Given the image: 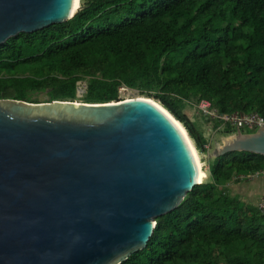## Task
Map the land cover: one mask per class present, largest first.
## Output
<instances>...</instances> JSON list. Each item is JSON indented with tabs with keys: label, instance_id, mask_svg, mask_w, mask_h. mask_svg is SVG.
Returning a JSON list of instances; mask_svg holds the SVG:
<instances>
[{
	"label": "trees",
	"instance_id": "trees-1",
	"mask_svg": "<svg viewBox=\"0 0 264 264\" xmlns=\"http://www.w3.org/2000/svg\"><path fill=\"white\" fill-rule=\"evenodd\" d=\"M2 61L29 69V93L15 98L30 102L42 90L48 101H74L79 80L84 102L117 101L121 86L137 88L205 153L208 140L186 115L187 102L264 116V0H82L71 19L0 44ZM234 132L225 124V135ZM262 168L264 155L253 152L209 158L208 179L157 217L146 247L121 264H264V216L229 191Z\"/></svg>",
	"mask_w": 264,
	"mask_h": 264
},
{
	"label": "water",
	"instance_id": "water-1",
	"mask_svg": "<svg viewBox=\"0 0 264 264\" xmlns=\"http://www.w3.org/2000/svg\"><path fill=\"white\" fill-rule=\"evenodd\" d=\"M75 1L0 0V44L71 19ZM177 120L145 96L0 98V264H121L145 248L202 182ZM232 151L264 155V124L211 157Z\"/></svg>",
	"mask_w": 264,
	"mask_h": 264
},
{
	"label": "rangeland",
	"instance_id": "rangeland-1",
	"mask_svg": "<svg viewBox=\"0 0 264 264\" xmlns=\"http://www.w3.org/2000/svg\"><path fill=\"white\" fill-rule=\"evenodd\" d=\"M78 4L82 5V0H79ZM31 76L32 75L29 69L25 68L23 64L15 65L9 61L0 62V98H15V97H20V94H25V95L28 94L29 90L25 89L24 83L27 81L26 78H30ZM82 83L85 84L84 86H87L85 81ZM83 87L82 89L85 91L84 89L85 87L84 88ZM119 90H120V96L123 99L141 96L139 93L140 91L137 88L121 86ZM84 91L81 90L80 92L76 91L77 96L75 101L84 102L83 101V95L85 93ZM150 98L155 99L153 96H150ZM28 100L35 102L48 101V92L44 90L31 92L30 99ZM155 100L160 102L157 99ZM184 111L186 115L191 119V121H194L197 124V127L203 132L204 136L208 140V144H206L205 146L206 152L204 153L197 149L194 140L191 138L194 146L198 151L201 160L202 179L204 177L203 179L204 181L209 177V173L204 170V167L207 164L208 159L211 158L213 150L222 144L224 138L233 135L236 132L231 133L229 135H225L224 134L225 125L215 128L214 127L215 120H211L210 118L204 116L200 111L199 106L197 105L195 100L187 102V106ZM249 183H250L249 180L230 183L229 191L234 195H238L242 197V193L244 192L242 188L246 187ZM247 199L249 202H256L257 197L247 198Z\"/></svg>",
	"mask_w": 264,
	"mask_h": 264
},
{
	"label": "built area",
	"instance_id": "built-area-1",
	"mask_svg": "<svg viewBox=\"0 0 264 264\" xmlns=\"http://www.w3.org/2000/svg\"><path fill=\"white\" fill-rule=\"evenodd\" d=\"M82 82H84V80H79L77 82L78 92H80V90L84 91L82 87L85 84H83ZM84 87L83 88L86 91L87 86H84ZM197 105L199 106V109L204 116L210 119H213V120H218L223 125L230 124L236 130L246 129V130L255 131L258 128H260L262 124H264V116H262L257 110H252L250 112L235 111L233 113H220L215 108L211 107V104L209 101L204 100V99L200 100ZM255 177H261L264 181V168H262L261 170L257 171L254 174L249 175L246 179H252ZM238 178H243V176H238ZM257 205H258L259 211L264 216V193L261 196L260 200L258 201Z\"/></svg>",
	"mask_w": 264,
	"mask_h": 264
},
{
	"label": "crops",
	"instance_id": "crops-1",
	"mask_svg": "<svg viewBox=\"0 0 264 264\" xmlns=\"http://www.w3.org/2000/svg\"><path fill=\"white\" fill-rule=\"evenodd\" d=\"M247 180H249L250 183L246 187L242 188V190L244 191H242V198L247 199L257 197L256 202H253L257 204L264 193V181L261 177H255Z\"/></svg>",
	"mask_w": 264,
	"mask_h": 264
},
{
	"label": "bare ground",
	"instance_id": "bare-ground-1",
	"mask_svg": "<svg viewBox=\"0 0 264 264\" xmlns=\"http://www.w3.org/2000/svg\"><path fill=\"white\" fill-rule=\"evenodd\" d=\"M79 0H76L75 1V7H77L79 4ZM150 98V97H149ZM157 102V101H156ZM159 103V102H157ZM177 122V125L181 128V130L183 131V133L187 136L190 144H191V147H192V150H193V153L196 157V160H197V163H198V167H199V181L201 182L202 181V164H201V160H200V157H199V154H198V151L196 149V147L194 146L193 144V141L191 140V138L189 137L188 133H187V130L185 129L184 125L180 122V121H176Z\"/></svg>",
	"mask_w": 264,
	"mask_h": 264
}]
</instances>
